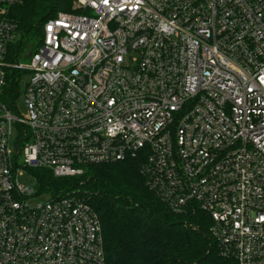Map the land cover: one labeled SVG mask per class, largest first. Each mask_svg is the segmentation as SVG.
<instances>
[{
    "label": "built area",
    "instance_id": "built-area-1",
    "mask_svg": "<svg viewBox=\"0 0 264 264\" xmlns=\"http://www.w3.org/2000/svg\"><path fill=\"white\" fill-rule=\"evenodd\" d=\"M23 2L0 0V264H107L85 200L32 206L40 189L19 178L142 155L173 213L210 216L221 257L264 264V0H76L28 64L10 59ZM11 71L29 74L24 117Z\"/></svg>",
    "mask_w": 264,
    "mask_h": 264
},
{
    "label": "trees",
    "instance_id": "trees-1",
    "mask_svg": "<svg viewBox=\"0 0 264 264\" xmlns=\"http://www.w3.org/2000/svg\"><path fill=\"white\" fill-rule=\"evenodd\" d=\"M76 0H24L9 10L22 38L10 48L18 60L26 37L42 44L45 24L59 13H76ZM17 72H10V96L18 97ZM145 157L91 166L82 176L56 178L48 170H31L40 191L85 200L98 214L107 264H236L220 256L210 235V216L197 210L178 215L146 186L141 174Z\"/></svg>",
    "mask_w": 264,
    "mask_h": 264
},
{
    "label": "rangeland",
    "instance_id": "rangeland-1",
    "mask_svg": "<svg viewBox=\"0 0 264 264\" xmlns=\"http://www.w3.org/2000/svg\"><path fill=\"white\" fill-rule=\"evenodd\" d=\"M22 38V36L19 33V40ZM39 44V40L33 39L29 40V37H26L23 41V45L19 51V57L18 61L23 63V64H28L31 61V55L32 53L36 50L37 45ZM17 78H20V81L18 82V91H19V96L14 98V107H10L11 114L16 117H24L28 109L24 104V92L26 88V83L29 80V74L27 72H22L17 74ZM19 134L18 130L14 131L13 137L14 139L17 137ZM13 149L16 151L15 145L13 143ZM21 160V159H20ZM19 183L23 186H28L31 188H36V190H39V187L37 186V182L33 176V173L31 170H23V175L19 178ZM53 194L47 191H40L38 196H35L31 200V205L35 206L38 203L49 201L53 199Z\"/></svg>",
    "mask_w": 264,
    "mask_h": 264
}]
</instances>
